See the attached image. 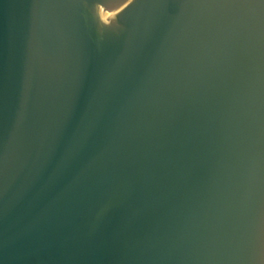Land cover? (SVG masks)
I'll return each mask as SVG.
<instances>
[{
  "label": "water",
  "instance_id": "1",
  "mask_svg": "<svg viewBox=\"0 0 264 264\" xmlns=\"http://www.w3.org/2000/svg\"><path fill=\"white\" fill-rule=\"evenodd\" d=\"M0 264H264V0H0Z\"/></svg>",
  "mask_w": 264,
  "mask_h": 264
}]
</instances>
